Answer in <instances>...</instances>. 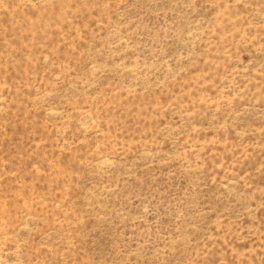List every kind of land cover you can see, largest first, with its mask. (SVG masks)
Segmentation results:
<instances>
[{
    "label": "rangeland",
    "instance_id": "374dc122",
    "mask_svg": "<svg viewBox=\"0 0 264 264\" xmlns=\"http://www.w3.org/2000/svg\"><path fill=\"white\" fill-rule=\"evenodd\" d=\"M0 264H264V0H0Z\"/></svg>",
    "mask_w": 264,
    "mask_h": 264
}]
</instances>
